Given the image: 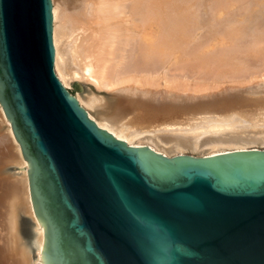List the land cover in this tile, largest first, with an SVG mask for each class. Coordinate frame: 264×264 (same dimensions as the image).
Listing matches in <instances>:
<instances>
[{"label":"water","instance_id":"obj_1","mask_svg":"<svg viewBox=\"0 0 264 264\" xmlns=\"http://www.w3.org/2000/svg\"><path fill=\"white\" fill-rule=\"evenodd\" d=\"M49 0H0V106L41 264H264V151L165 158L99 129L52 70Z\"/></svg>","mask_w":264,"mask_h":264},{"label":"bare ground","instance_id":"obj_2","mask_svg":"<svg viewBox=\"0 0 264 264\" xmlns=\"http://www.w3.org/2000/svg\"><path fill=\"white\" fill-rule=\"evenodd\" d=\"M49 3L53 73L99 129L126 146L152 148L168 159L262 150L256 147L264 146V107L248 117L235 112L234 107L242 102L240 91L261 95L255 100L264 105V82L246 89L225 88L212 95L193 96L198 99L188 104L163 100L158 88L173 84L176 91L187 90L188 76L184 72L171 75L169 69L194 61L199 65L196 68L214 81L218 77L223 83L229 79L233 84L264 79L263 35L256 33L259 35L255 38L251 35L254 39L243 41L252 27L263 24L264 0H49ZM62 8L67 12L64 21ZM203 29L204 36L191 45L196 37L200 38ZM217 38V43L224 47L217 46L221 49L215 47L219 52H213L210 42ZM234 47L242 56L234 55ZM232 48L233 56L229 54ZM252 64L258 68L253 69ZM193 66L186 69L195 71ZM192 78L191 91L212 88L206 81L209 78ZM79 80L90 82L96 90L90 88L82 96L70 94L67 89L70 83ZM168 94L178 97L175 92ZM0 125L5 130L0 135V155L11 145L14 165L20 170L19 178L0 185L4 191L0 204H6V223L1 226L6 231L4 239L10 237L9 243L14 248L19 242L15 251L20 260L15 258L14 264H29L31 254V264L33 260L41 264L43 229L31 207L26 162L1 106ZM186 151L196 155H187ZM17 209L25 211L28 220L22 218L18 222ZM18 227L30 241L27 245L19 240Z\"/></svg>","mask_w":264,"mask_h":264},{"label":"rangeland","instance_id":"obj_3","mask_svg":"<svg viewBox=\"0 0 264 264\" xmlns=\"http://www.w3.org/2000/svg\"><path fill=\"white\" fill-rule=\"evenodd\" d=\"M61 15L63 16L62 18H64L63 19V21L64 20H66L67 19V12L65 11V8H62L61 9ZM263 24H258L259 26L261 25V27H259L258 25V27L255 25L254 27H252L250 30L251 31H249L248 33H246V35L244 36V39H243V41L245 40H251V39H254L257 35H259V34H256V33H260L261 35H263V38H264V19L261 21ZM205 32V29H203V30H201L200 32V38H199V36L198 37H196V39H194L192 42H191V45H192V43L194 44V43H196L199 39H201L202 38V35L204 36V32ZM257 31V32H256ZM251 33V34H250ZM249 35V36H248ZM251 35H253L254 36V38H253V36H251ZM249 38H251V39H249ZM218 38L216 39V41H211L210 43H211V48H214V50L215 51H213V49L211 50V51H213V52H219L218 50H220L222 47H224V44H222V45H220V43H217L218 42ZM263 41H264V39H263ZM264 43V42H263ZM217 46H222L221 48H219V47H217ZM218 49H216V48ZM237 48L236 47H234V50H236ZM234 50H233V48L232 49H229V52H231V53H229V54H232V56H233V53H234ZM238 50H236L235 52H236V54L234 53V55H236V57H238V56H242L241 54H239L238 52H237ZM233 52V53H232ZM185 57V56H184ZM185 59V58H184ZM194 63H195V66H193L194 65ZM197 62L196 61H194V62H188V64L185 62V64H183V66H180V65H178V66H180L179 68L177 67V64L176 65H173V66H171L170 68H172L173 67V69L174 70H176V71H178V72H174V70L173 69H169V70H171L170 72H169V74L171 73V72H173V73H171V75L172 74H180L181 72L183 73L184 72V74H186L187 76H188V78H189V88L188 89H190V86L192 85V83L194 84V82H193V76L194 77H200V78H202V76L204 77L205 76V74H204V72H203V70L201 69V68H196V64ZM186 64H187V66H186ZM188 67V68H192V66H193V69H195V71L194 70H189V69H186V67ZM175 66V67H174ZM197 66H199V65H197ZM257 66V67H256ZM177 67V68H176ZM253 69L254 68H258V65H254V64H252V66H251ZM167 68H169V65L167 66ZM166 68V69H167ZM176 68V69H175ZM183 68V69H182ZM54 69V68H53ZM184 70V71H183ZM187 70V72H185ZM201 71V72H197L196 73V71ZM190 72H191V74H190ZM196 74V75H195ZM197 74H198V76H197ZM192 76V77H191ZM208 75L206 74V76L204 77V79L202 78V80H206V79H208L209 77H207ZM212 77V76H211ZM213 78V77H212ZM191 80H192V83H191ZM227 80V79H226ZM226 80H224V83H223V79H222V81L221 80H219V77L218 78H216V81H214L213 79L211 80L210 78L208 79V80H206L209 84H210V87H214V91L213 90H211L212 88H210V90H208V89H204V92L202 91V90H200V91H195V92H197V93H195L194 91H191V89L190 90H180V89H182V88H180L179 89V91H176V90H178V89H175L174 90V85L173 84H171V86L170 85H168V86H166V88L165 87H159L158 88V90L160 89V91H162L161 92V98H163V100H166V101H168V100H170V101H173V102H178V103H182V104H188V103H193V102H195L198 98H195L194 99V97H203V96H205V95H212V94H215V93H217L218 91H220V90H223V89H225V88H230V89H237V88H239V89H246V88H248V87H250V86H252L253 84H255V83H258V82H264V79L262 78V79H252L253 81H247L246 80V82L245 83H242V82H236V83H234L233 84V82L231 83V80L229 81V79L227 80V84H226ZM241 80V79H240ZM229 81V82H228ZM218 82V86H215V85H217L216 83ZM220 82V83H219ZM206 83V82H205ZM212 83H214V84H212ZM221 83H222V85H221ZM76 84V85H75ZM191 84V85H190ZM220 84V85H219ZM224 84V85H223ZM188 85V84H187ZM212 85H214V86H212ZM236 85V86H235ZM80 87H82V89L80 90L79 88ZM217 87V88H216ZM90 88L92 89V90H96V88H95V86L93 85V84H91L90 82H83V81H72L71 83H70V85H69V87L67 88L68 89V91L70 92V94H76V93H78V94H80L81 96L82 95H84V94H87L88 93V91L90 90ZM263 89H264V87H262ZM170 89V90H169ZM167 91V92H166ZM185 91V92H184ZM187 91V92H186ZM259 91H262V89H259ZM170 92H175L176 93V95H178V97L177 96H170L168 93H170ZM179 92V93H178ZM191 92H193V93H191ZM238 92V91H237ZM84 93V94H83ZM243 93H245V95L243 94ZM184 94H186V95H184ZM192 94V95H191ZM197 94V95H196ZM238 94H240L241 95V98H242V102L241 103H238L235 107H234V111L235 112H237L238 114H241L242 116L243 115H245V116H250V115H252L253 113H258L261 109L260 108H262V107H264V105H263V103H262V101H260V100H255V98H258V97H260L261 95H259V94H255V93H252V92H238ZM164 96V97H163ZM194 96V97H193ZM177 97V98H176ZM180 98V99H179ZM183 101V102H182ZM240 110V111H239ZM5 124V123H4ZM2 128V126L0 125V135H2V134H5V130H2L1 129ZM8 147V149L7 148H5V150H3L4 152H3V156L2 155H0V183H2V184H0L2 187H3V184L4 183H7L6 181H9V182H13V180H14V178H19V177H17L18 175V173L20 172V170H18V168H17V165L15 164L14 165V162H13V158H12V156H14L15 154L13 153L14 152V150L12 149V146L11 145H9V146H7ZM256 148H262V150L264 151V146L263 145H258ZM152 149V148H151ZM249 150H256L255 148L254 149H249ZM262 150H257V151H262ZM11 154H13V155H11ZM186 154L188 155V154H190V156H195L196 154H192V152H190V151H186ZM5 159V160H4ZM7 160V161H6ZM13 162V164H12V162ZM9 162V163H8ZM2 166V167H1ZM12 178V179H11ZM16 180V179H15ZM14 180V181H15ZM2 187H1V189H2ZM0 189V197L2 196V195H4V194H1V192H2V190ZM4 192V191H3ZM2 192V193H3ZM7 201H8V199H7ZM5 209H6V204L4 203V204H0V229L2 230L3 228H1V226H3V225H5V223H6V221H4L5 219H4V212H5ZM16 213H17V221L18 222H21L22 220V218L24 219V218H27V220H28V217H29V215H27L26 213H25V211H22L21 209H17V211H16ZM3 219V222H2V219ZM3 223V224H2ZM19 228V227H18ZM1 230H0V247H1V250H2V254L0 253V259H2L3 261H2V263L4 264H14V261H15V258H16V260L18 261V260H20L17 256V253H16V251L15 250H17L18 249V243H17V245H15V248H14V246H13V244H11V243H9L10 241H11V239H9L8 237H5V238H7V239H4V236H5V232H4V230H2L3 232H1ZM18 235H19V240H20V238H21V242L22 243H24V244H28V243H30V241H28L27 240V237H26V234L24 233V232H22V230H21V228H19L18 229ZM23 237V238H22ZM23 240V241H22ZM26 240V241H25ZM27 242V243H26ZM4 247H3V246ZM6 247V249H4ZM4 253H6V255L4 254ZM33 256V254H31V256H30V261L32 262V257ZM18 258V259H17ZM7 259V260H6ZM11 259V260H10ZM35 259V258H34ZM4 260H5V262H4ZM31 262H29V264H31ZM17 264V263H16ZM19 264V263H18ZM32 264H39L38 263V261H34L33 260V263Z\"/></svg>","mask_w":264,"mask_h":264}]
</instances>
